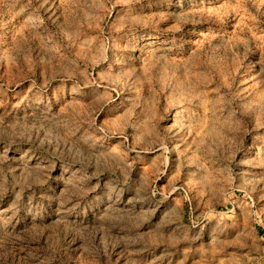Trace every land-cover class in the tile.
<instances>
[{"label": "rangeland", "instance_id": "374dc122", "mask_svg": "<svg viewBox=\"0 0 264 264\" xmlns=\"http://www.w3.org/2000/svg\"><path fill=\"white\" fill-rule=\"evenodd\" d=\"M0 264H264V0H0Z\"/></svg>", "mask_w": 264, "mask_h": 264}]
</instances>
